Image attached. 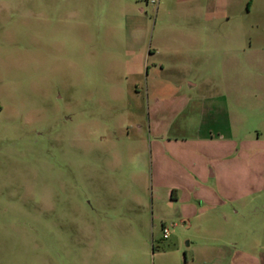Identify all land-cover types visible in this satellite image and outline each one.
I'll use <instances>...</instances> for the list:
<instances>
[{
  "label": "rangeland",
  "instance_id": "rangeland-1",
  "mask_svg": "<svg viewBox=\"0 0 264 264\" xmlns=\"http://www.w3.org/2000/svg\"><path fill=\"white\" fill-rule=\"evenodd\" d=\"M0 264H264V0H0Z\"/></svg>",
  "mask_w": 264,
  "mask_h": 264
},
{
  "label": "built area",
  "instance_id": "built-area-1",
  "mask_svg": "<svg viewBox=\"0 0 264 264\" xmlns=\"http://www.w3.org/2000/svg\"><path fill=\"white\" fill-rule=\"evenodd\" d=\"M164 233H163V237H165V238H167L168 237V235H169V232H168V230H167V228H164Z\"/></svg>",
  "mask_w": 264,
  "mask_h": 264
}]
</instances>
